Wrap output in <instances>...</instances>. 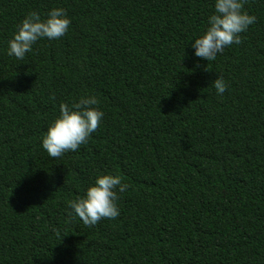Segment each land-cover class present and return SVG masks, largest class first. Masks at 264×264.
Instances as JSON below:
<instances>
[{
  "label": "trees",
  "instance_id": "obj_1",
  "mask_svg": "<svg viewBox=\"0 0 264 264\" xmlns=\"http://www.w3.org/2000/svg\"><path fill=\"white\" fill-rule=\"evenodd\" d=\"M212 2L0 0V264H264V0H244L255 23L207 62L190 43ZM52 7L67 32L6 55L23 16ZM84 93L100 124L48 157L57 105ZM104 173L128 185L119 215L66 222Z\"/></svg>",
  "mask_w": 264,
  "mask_h": 264
},
{
  "label": "clouds",
  "instance_id": "obj_2",
  "mask_svg": "<svg viewBox=\"0 0 264 264\" xmlns=\"http://www.w3.org/2000/svg\"><path fill=\"white\" fill-rule=\"evenodd\" d=\"M243 3L244 0H213L212 12L206 17L203 29L191 39L194 57L214 61L225 47L240 44V34L256 20L254 15L243 10ZM69 24L70 19L62 7H52L43 14L30 10L14 26L12 36L6 42L5 54L23 59L37 40L60 38L67 32ZM211 86L217 98L222 99L227 87L223 77L216 76ZM98 104L95 95L84 93L72 102L57 105L58 114L40 137V147L48 157L58 158L87 143L104 116ZM127 187L118 174H97L81 194L67 202L66 222L78 218L85 226H94L102 218H116L119 215L117 193H123Z\"/></svg>",
  "mask_w": 264,
  "mask_h": 264
}]
</instances>
